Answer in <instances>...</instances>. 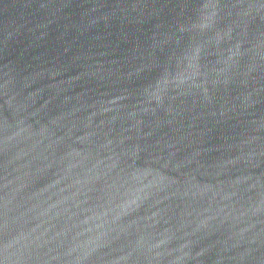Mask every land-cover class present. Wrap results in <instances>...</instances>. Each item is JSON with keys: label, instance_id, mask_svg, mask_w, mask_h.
<instances>
[{"label": "water", "instance_id": "95a60500", "mask_svg": "<svg viewBox=\"0 0 264 264\" xmlns=\"http://www.w3.org/2000/svg\"><path fill=\"white\" fill-rule=\"evenodd\" d=\"M0 264H264V0H0Z\"/></svg>", "mask_w": 264, "mask_h": 264}]
</instances>
